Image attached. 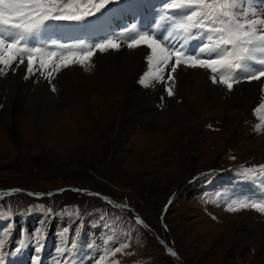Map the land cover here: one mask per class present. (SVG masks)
Instances as JSON below:
<instances>
[{
	"label": "rangeland",
	"instance_id": "1",
	"mask_svg": "<svg viewBox=\"0 0 264 264\" xmlns=\"http://www.w3.org/2000/svg\"><path fill=\"white\" fill-rule=\"evenodd\" d=\"M115 2L109 0L105 8ZM131 3L128 12L135 13L137 0ZM163 5L161 0H153L147 7L153 11L154 21L166 24L168 21L163 17L174 11ZM104 16L106 18L108 14ZM146 20L149 17L146 16ZM47 28L52 37L58 34L60 38L71 36L77 42L79 37L83 47L98 43V36H108L107 31L90 26L73 31L61 26ZM117 43L119 50L122 48L133 54L146 47L130 49L127 39L117 40ZM66 45L61 41L62 47L57 52L52 47L50 51H55L57 56L49 62L51 66L35 72L32 78L37 75L47 79V71H52V67L60 63V56L67 54L69 48ZM74 46L69 49L76 54L74 58L88 51L76 53ZM116 58L110 57L107 51L96 50L90 60H100V71L87 73L90 75L86 80L97 81L100 77L101 82L111 66L116 65V62L108 65L107 61ZM17 63L4 72H9L8 77L0 83V113L7 104L12 103L13 109L14 99L19 94L15 89L16 78L19 70L25 73L22 65L26 66L27 59L19 66ZM35 66L39 67L38 61ZM15 67L22 68L13 70ZM182 68L202 72L210 79L211 73L207 69L182 65L176 72ZM82 69L88 72L87 65ZM65 70L61 66L58 72L52 71V76ZM145 70L142 76H145ZM197 77L203 79L201 75ZM48 80L45 81L49 83ZM54 83L51 82L47 89L62 106L61 120L56 123H59L58 127L52 125L44 131L36 125L29 127L28 112L16 133H11V129L0 121L2 264L10 263L11 253H16L21 261L31 258L32 242L35 246L37 241L40 249L45 245L40 256L43 264H74L75 261L76 264H96L106 249L114 251L122 245L127 246L123 252L115 257L108 256L104 264H112L113 259L119 264H264V213L253 208L229 210L230 205L235 206L233 201L237 204L242 201L264 203V171L261 170L264 149L260 153L246 146H250L251 137L264 138V101L259 102L261 105L257 102L250 107L245 105L235 121L204 111L205 114L200 112L191 117L193 124L185 126L187 129L170 127L163 115L172 110L165 111L164 104L174 101L175 110L181 104L187 107L186 99L168 95L171 82L152 80L153 87L159 85L165 91L166 102L163 100V105L157 108L159 115L162 114L157 123L139 126L136 119L129 115L123 117L120 111V116L115 114L110 125L104 128L99 117H90L91 122H84ZM245 84L247 82L233 84V88L244 89ZM146 87L142 89H151ZM222 87L224 91H230L226 86ZM112 93L109 99L119 109L120 105L114 102L117 97ZM154 97L152 93L149 98L153 100ZM240 97L238 95V99ZM90 98L99 106H107L105 95ZM131 98L128 100L132 106L139 104V96ZM220 99L224 103L227 100L222 94ZM28 100L29 97L25 109L29 106ZM255 113H260L263 120L250 123ZM118 129L123 131L121 140L116 136ZM185 129L188 131L184 132ZM17 132L22 138L21 143L15 139ZM151 146L157 149L149 148ZM177 151L181 158L172 156ZM194 153L199 156L193 158ZM247 181L250 183L246 184ZM246 218L251 219L253 225L244 233L247 228L238 222Z\"/></svg>",
	"mask_w": 264,
	"mask_h": 264
},
{
	"label": "snow or ice",
	"instance_id": "2",
	"mask_svg": "<svg viewBox=\"0 0 264 264\" xmlns=\"http://www.w3.org/2000/svg\"><path fill=\"white\" fill-rule=\"evenodd\" d=\"M108 3L109 0H0V73L12 68L17 61V66L23 64L25 57L28 74L50 67L49 62L57 53L29 47L30 37L47 28L46 21L82 22L96 15ZM247 3L248 0H164L166 9L179 10L163 17L168 21L164 31L153 29L151 34H147L133 26L130 31L136 34L132 36L125 37L124 33L115 39L100 36V42L87 45L89 50L79 58H74L76 54L70 50L61 55L60 63L55 64L52 71L58 72L61 66L68 67L69 64L84 65L96 50L103 53L118 49L120 44L117 40L127 39L130 49L146 46L150 50L146 53L148 72L145 76L158 82H171L168 95L173 94V73L182 65L209 70L212 83L222 84L228 90L240 79L264 83L261 80L264 78V13L248 9L245 7ZM193 40L196 41L194 46L189 44ZM37 53L40 54L39 67L35 66ZM52 71L48 72V77L52 76ZM144 82L142 79L141 83ZM52 90L55 91L54 86ZM261 170L264 171V166ZM233 204L235 206H229L230 211L253 208L264 213V203L242 201L237 204L233 201ZM3 239L0 235V250L4 247ZM124 247L127 246L116 247L114 251L106 249L96 264H104L105 258L122 253ZM2 261L3 253L0 251V264ZM112 264H119V261L113 259Z\"/></svg>",
	"mask_w": 264,
	"mask_h": 264
},
{
	"label": "bare ground",
	"instance_id": "3",
	"mask_svg": "<svg viewBox=\"0 0 264 264\" xmlns=\"http://www.w3.org/2000/svg\"><path fill=\"white\" fill-rule=\"evenodd\" d=\"M245 7L254 10L257 13H264V1L262 2L261 0H248V3L245 5ZM73 51L76 53L82 52L83 48L79 45H76L73 48ZM135 51H138L137 54L122 50V48H120V50L115 49L113 51H107V54L109 53L110 57H117L116 60H108L107 64L112 65L116 62V65L111 66L109 73L106 74L105 78L101 82L100 77L97 81L94 80L88 82L86 80V78L92 72L100 71L101 62L99 59L90 60L85 64L88 67V72H86L87 70L85 71L82 69L85 65L80 66L79 64H69L68 67H65V71L60 72L58 75L48 77L47 79L45 77L42 78L37 75L33 79V74H28L26 71L24 73L21 68L24 67L26 70L27 64L26 66L22 65V67L13 68L15 70L18 68L21 69L19 70L15 85V89L19 91V94L14 99L15 104L13 109H11L10 107V105L12 106V103L7 104V106L4 107V110L0 113V121H3L5 123L4 125L6 128L11 129V133H16L15 131L19 127V123L23 122V119H25L26 113L28 112L27 115L31 119V122L28 123L29 127H34V125H36V127L39 128V130L41 131L46 130L52 125H54V127H58L59 123H56L61 120L60 114L62 106L58 105V103L55 102V100L53 99L55 95L52 92H48L47 89L49 88V85H51L50 83L55 81L54 84L56 85V88H59L61 94H63L66 99H68L72 103L73 108L79 112L80 116H82L81 118L83 120L85 119L84 122H91V118L99 117V119L101 118L102 125L105 128L110 125L111 119L112 117H114L115 114L120 116L119 112L121 111V115H123V117L129 115L136 119V121L139 123V126L148 127L150 125H154L155 123H157L158 117L162 115H159L160 112L157 108L163 105V100L164 102H166L165 91L163 88H160L161 86L159 85L153 87L154 83H152L151 85L152 79L150 76H142L145 68V71L148 72L145 55L146 53H149L150 50L144 47ZM154 70L155 69L153 68V71ZM89 72L90 74H87ZM8 74L9 72L0 73V83H2V79L5 78ZM140 74L142 77L139 76ZM197 75H201L203 79L201 80L197 77ZM12 76L14 75L12 74ZM174 78V84H171L172 91L174 92L173 95L174 97L182 96L183 99H186L185 103H187L188 106L185 107L184 104H181L179 108L174 110V101H169L164 104L165 111L169 112L172 110L168 113V115H163L167 117L168 120L166 121V125H169L170 127L180 126L184 128L188 125L192 126L193 122L191 117H193L194 114L198 116L200 112L204 111L210 112L209 115L221 114L222 116H225L230 119V121H235L240 117L241 111H243L245 105L250 107L255 102L259 103L261 100L264 101V83H261V81H248L247 84L244 85V89H241L242 87H234L230 91H224L222 84H213L211 79L208 78L207 74H202V72L199 71L191 72L187 69L182 68L175 73ZM48 79L50 80L49 83L45 81ZM142 79L145 81L144 83H141ZM179 80H181V82ZM261 80L264 81V78H261ZM144 86H147L146 89H151L145 91L144 89H142ZM112 92L115 93L117 97L116 100H113L118 105H120L119 109L109 99L110 93ZM113 93L111 95L114 96ZM152 93L155 94L153 100L149 98ZM97 94L105 95V98L107 99H105L107 101V106H99L94 103V100H92L93 97L92 99L90 97ZM221 94L227 99L225 103L222 99H220ZM238 95H241L239 99ZM4 96L6 95L4 94ZM132 96L140 97L139 104L135 106H132L130 104V100H128V98H131ZM28 97L30 98V101L28 100L29 106L27 109H25L24 107ZM232 101L238 102L234 104H229ZM121 102L124 103V106ZM262 116L260 113H255V115L250 119V123L253 121L258 122L260 120H263L264 117L262 118ZM186 129L184 130V132L188 131ZM255 129L257 128L255 127ZM118 131L119 132H116V136H118V140H121L120 133L123 131L119 129ZM228 137L230 138V135ZM15 139L19 143L22 142V138L20 137L18 132ZM249 142L250 146H246L249 147V149H255L254 152H260L264 149V138L255 139L254 137H251L249 139ZM170 144L174 146V143L170 142ZM149 148L154 149L156 147L151 146ZM194 155L193 158L199 156L195 153ZM172 156L174 158L180 156L179 158H181L179 151L172 153ZM175 169H178V167H175ZM238 223L241 225V227L247 228L244 233L250 231L251 228L249 226L253 225L251 219L248 218L244 219L243 221H239Z\"/></svg>",
	"mask_w": 264,
	"mask_h": 264
}]
</instances>
